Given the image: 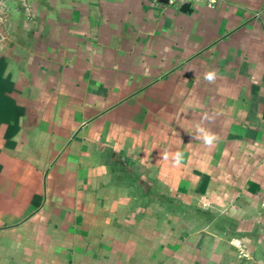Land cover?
I'll use <instances>...</instances> for the list:
<instances>
[{
    "label": "crops",
    "instance_id": "1",
    "mask_svg": "<svg viewBox=\"0 0 264 264\" xmlns=\"http://www.w3.org/2000/svg\"><path fill=\"white\" fill-rule=\"evenodd\" d=\"M185 4L0 0V264H264V0Z\"/></svg>",
    "mask_w": 264,
    "mask_h": 264
},
{
    "label": "trees",
    "instance_id": "2",
    "mask_svg": "<svg viewBox=\"0 0 264 264\" xmlns=\"http://www.w3.org/2000/svg\"><path fill=\"white\" fill-rule=\"evenodd\" d=\"M4 60H0V174L8 172L12 176L18 177L21 169L9 166L4 169L6 161L12 163L9 156L3 151L4 147L14 145L12 138L19 127V118L23 111V100L20 96L19 88L10 80L4 77ZM2 169V170H1ZM37 202V200H34Z\"/></svg>",
    "mask_w": 264,
    "mask_h": 264
},
{
    "label": "built area",
    "instance_id": "3",
    "mask_svg": "<svg viewBox=\"0 0 264 264\" xmlns=\"http://www.w3.org/2000/svg\"><path fill=\"white\" fill-rule=\"evenodd\" d=\"M195 0H168L170 4L173 5H183L185 3H189ZM203 1L208 7H215L220 0H201Z\"/></svg>",
    "mask_w": 264,
    "mask_h": 264
},
{
    "label": "clouds",
    "instance_id": "4",
    "mask_svg": "<svg viewBox=\"0 0 264 264\" xmlns=\"http://www.w3.org/2000/svg\"><path fill=\"white\" fill-rule=\"evenodd\" d=\"M214 73H212V72H209L207 75H206V79L209 81V82H212L213 81V79H214ZM212 140H213V137L212 136H206L205 137V143H208V144H210L211 142H212Z\"/></svg>",
    "mask_w": 264,
    "mask_h": 264
},
{
    "label": "water",
    "instance_id": "5",
    "mask_svg": "<svg viewBox=\"0 0 264 264\" xmlns=\"http://www.w3.org/2000/svg\"><path fill=\"white\" fill-rule=\"evenodd\" d=\"M168 2V0H165ZM184 7L187 9L189 7V4H185Z\"/></svg>",
    "mask_w": 264,
    "mask_h": 264
},
{
    "label": "rangeland",
    "instance_id": "6",
    "mask_svg": "<svg viewBox=\"0 0 264 264\" xmlns=\"http://www.w3.org/2000/svg\"><path fill=\"white\" fill-rule=\"evenodd\" d=\"M21 1V0H20ZM23 5H24V3H23ZM2 7L4 8L5 6H4V4L2 5ZM25 7V6H24Z\"/></svg>",
    "mask_w": 264,
    "mask_h": 264
}]
</instances>
